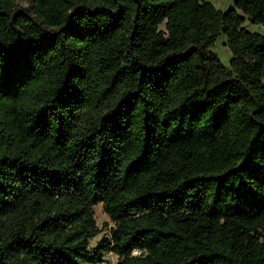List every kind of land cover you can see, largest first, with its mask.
Instances as JSON below:
<instances>
[{"label":"trees","instance_id":"trees-1","mask_svg":"<svg viewBox=\"0 0 264 264\" xmlns=\"http://www.w3.org/2000/svg\"><path fill=\"white\" fill-rule=\"evenodd\" d=\"M247 21L264 0H0V264H264Z\"/></svg>","mask_w":264,"mask_h":264},{"label":"rangeland","instance_id":"rangeland-1","mask_svg":"<svg viewBox=\"0 0 264 264\" xmlns=\"http://www.w3.org/2000/svg\"><path fill=\"white\" fill-rule=\"evenodd\" d=\"M20 7H29L30 0H16ZM210 2L217 10L225 11L233 7V0H206ZM243 26L250 32H255L264 35V28L261 26H256L250 24L248 21L243 24ZM212 52L217 56V58L225 66H228L231 59V53L226 46V38L222 35L219 37L212 48ZM93 213L96 225L101 232L95 238L90 240V248H95L97 244L109 237V229L113 226L110 219L102 210V204L93 201ZM103 264H117V257L113 253L103 254Z\"/></svg>","mask_w":264,"mask_h":264},{"label":"built area","instance_id":"built-area-1","mask_svg":"<svg viewBox=\"0 0 264 264\" xmlns=\"http://www.w3.org/2000/svg\"><path fill=\"white\" fill-rule=\"evenodd\" d=\"M133 254H134V255H138L139 253H138L137 251H134Z\"/></svg>","mask_w":264,"mask_h":264}]
</instances>
